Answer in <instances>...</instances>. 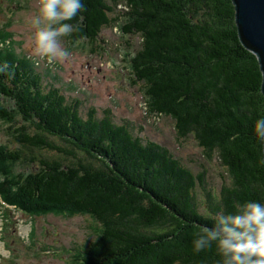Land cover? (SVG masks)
<instances>
[{"label": "trees", "instance_id": "1", "mask_svg": "<svg viewBox=\"0 0 264 264\" xmlns=\"http://www.w3.org/2000/svg\"><path fill=\"white\" fill-rule=\"evenodd\" d=\"M82 3L87 10L66 21L79 25L72 37L95 40L117 24L140 35L130 60L148 111L173 119L177 135L193 136L227 176L213 191L206 169L196 173L167 146L115 121L110 110L82 115L81 101L67 100L6 52L0 53V65L9 66L0 73V117L17 145L0 148V195L29 212L68 208L94 217L101 229L86 264H218L215 247L194 250L195 233L217 213L235 211L237 202L264 203V143L254 130L264 117L263 75L239 38L233 1ZM44 150L56 155L43 156Z\"/></svg>", "mask_w": 264, "mask_h": 264}, {"label": "rangeland", "instance_id": "2", "mask_svg": "<svg viewBox=\"0 0 264 264\" xmlns=\"http://www.w3.org/2000/svg\"><path fill=\"white\" fill-rule=\"evenodd\" d=\"M36 14V0H0L1 56L13 52L42 76L46 86L57 87L69 101H81L84 116L90 108L99 117L110 110L115 121L128 122L145 140L167 146L196 173L206 169L207 187L220 190L227 176L220 161L207 158L193 136L179 137L173 119L148 111L143 84L135 80L130 60L141 46L140 35L124 33L119 24L104 27L95 40L73 38L71 33L60 38L69 58L48 63L35 54L32 44ZM0 103L4 105L1 97ZM16 145L11 128L0 117V148ZM197 189L203 197L202 187ZM100 229L101 224L85 211L49 208L24 213L0 200V264H86L88 248Z\"/></svg>", "mask_w": 264, "mask_h": 264}, {"label": "clouds", "instance_id": "3", "mask_svg": "<svg viewBox=\"0 0 264 264\" xmlns=\"http://www.w3.org/2000/svg\"><path fill=\"white\" fill-rule=\"evenodd\" d=\"M37 14L33 18L35 32L32 44L35 54L48 63L63 62L70 53L61 39L79 25L67 23L86 11L82 0H36ZM82 19V17H81ZM7 63L0 65V73L8 71ZM254 130L264 143V117L256 120ZM235 211L217 213L210 217L211 226H203L195 233L196 252L215 247L221 258L218 264H264V203L237 202Z\"/></svg>", "mask_w": 264, "mask_h": 264}, {"label": "water", "instance_id": "4", "mask_svg": "<svg viewBox=\"0 0 264 264\" xmlns=\"http://www.w3.org/2000/svg\"><path fill=\"white\" fill-rule=\"evenodd\" d=\"M235 21L243 45L258 58L263 75L264 95V0H232ZM264 156V145H263Z\"/></svg>", "mask_w": 264, "mask_h": 264}]
</instances>
